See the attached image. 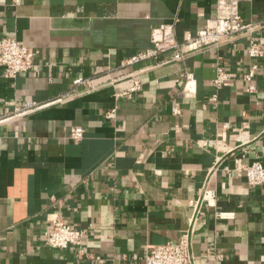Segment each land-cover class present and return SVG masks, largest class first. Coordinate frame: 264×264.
<instances>
[{
    "label": "crops",
    "instance_id": "1",
    "mask_svg": "<svg viewBox=\"0 0 264 264\" xmlns=\"http://www.w3.org/2000/svg\"><path fill=\"white\" fill-rule=\"evenodd\" d=\"M215 5L0 0V38L16 37L35 52V66L15 78L0 67V115L7 116L0 122V264H145L149 246L180 241L214 165L216 202L201 209L196 264H213L207 243L224 253L218 264H264V184L252 186L234 170L237 159L264 165V58L256 92L241 79L251 63L249 36L184 60L169 52L125 63L152 45L155 26L177 18L182 41L206 26ZM241 11L246 21H264V0L243 1ZM258 40L264 46V28ZM218 64L238 77L217 91ZM135 74L141 89L118 97ZM79 76L95 87L73 93ZM26 101L50 103L16 114ZM113 108L117 116L107 118ZM78 125L85 134L76 142L70 132ZM59 216L88 232L85 255L47 243Z\"/></svg>",
    "mask_w": 264,
    "mask_h": 264
},
{
    "label": "built area",
    "instance_id": "2",
    "mask_svg": "<svg viewBox=\"0 0 264 264\" xmlns=\"http://www.w3.org/2000/svg\"><path fill=\"white\" fill-rule=\"evenodd\" d=\"M243 1L248 0H216L215 15L207 20L206 26L194 32H187L182 41L177 38V18L155 26L151 34L152 45L130 56L125 63L133 65L146 60H157L169 52H174L173 58L184 60L191 53L204 51L208 48H217L239 36L247 35L249 36L247 54L251 59V63L247 71L241 74V79L247 83L246 90L248 93L256 92L258 87L255 79L260 69L261 60L264 58V46L258 40V35L261 29L264 28V21H246L241 11ZM34 58V50L21 43L16 37L4 36L0 38V67L4 69L7 78H15L21 73L30 71L35 66ZM186 77L191 78V74H187ZM237 77V74L218 64L213 84L218 91L225 86L232 85ZM94 87L90 78L79 76L74 80L73 93H80ZM141 87V80L136 75L133 84L117 96L129 97L140 90ZM217 91L211 97L214 104L218 103ZM49 103L26 101L23 106L15 109V113L19 115L27 114ZM174 112L179 113V108H174ZM106 116L110 119L115 118L117 108L109 110ZM6 119V114L0 115V122ZM84 134L85 128L83 126H74L70 132V138L78 142L84 138ZM216 169V165L209 169L206 182L200 190V196L191 202L192 215L180 241H169L149 246L145 264H196L193 237L200 222L203 205H215L216 191L210 188L209 183ZM225 170L229 172L231 169L225 167ZM234 170L239 175L245 176L252 186L264 184V165L260 161L243 163L237 159ZM217 216L218 218H227L229 214L218 212ZM88 235L85 229L76 227L64 217L59 216L49 229L47 243L58 249L78 248L79 255L82 256L85 255L83 244L88 239ZM204 256L211 260L213 264H218L225 257L224 253L211 243L205 245Z\"/></svg>",
    "mask_w": 264,
    "mask_h": 264
}]
</instances>
